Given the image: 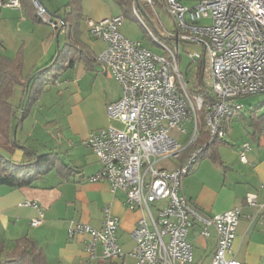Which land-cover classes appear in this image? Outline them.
Returning <instances> with one entry per match:
<instances>
[{
	"label": "built area",
	"instance_id": "built-area-1",
	"mask_svg": "<svg viewBox=\"0 0 264 264\" xmlns=\"http://www.w3.org/2000/svg\"><path fill=\"white\" fill-rule=\"evenodd\" d=\"M32 1L42 20L60 26L40 0ZM142 1L154 7L153 0H141V5ZM137 3L133 11L143 21ZM21 5V0H0V11L3 6ZM166 7L175 18L176 28L168 33L177 51L160 42L164 52L158 53L127 37L121 29L122 12L86 20L90 34L105 42L97 60L122 86L121 96L107 104V114L124 123V128L107 125L85 137L102 163V169L89 179H107L113 191L126 192L129 208L142 211L132 230L134 246L128 252L136 264L193 262L188 232L196 222L205 236L211 233L210 227L216 231L217 245L209 264H245L232 253L241 207L207 213L181 192V186L206 145L199 144L202 123L211 135L209 140L224 137L222 119L241 109L237 98L264 91V0H195L193 4L166 0ZM205 16L212 17L211 24L200 23ZM182 43L203 47L189 54L194 61L204 58L203 78L213 95L209 101L190 89L181 72ZM249 149L251 144L245 141L240 152L243 161ZM173 161L177 162L173 167L168 165ZM247 201L255 205L256 193L249 192ZM21 204L39 207L29 199ZM43 218L39 209L32 225ZM119 225V217L106 205L100 227L72 220L68 232L87 235L84 249L91 259L122 258L126 252L118 241Z\"/></svg>",
	"mask_w": 264,
	"mask_h": 264
},
{
	"label": "crops",
	"instance_id": "crops-1",
	"mask_svg": "<svg viewBox=\"0 0 264 264\" xmlns=\"http://www.w3.org/2000/svg\"><path fill=\"white\" fill-rule=\"evenodd\" d=\"M40 1L50 11L54 21L62 22L63 15L70 9L67 5L69 0ZM81 2L84 17L78 25L79 32L72 35L68 34L69 25L54 27L42 20L32 0H22L21 7L1 8L0 56L10 61H22L21 81L15 85L12 96L15 113L10 122V134L37 153L59 152L72 170L62 173L53 169L32 186L0 185V240L5 241L7 251H12L19 238L28 236L44 248L50 264H133L135 258L128 252L134 246L132 230L142 211L129 208L125 203L126 192L123 189L113 191L107 179H89L102 169V163L84 142L90 131L113 125L106 106L121 96L120 82L98 61L87 63L85 59L78 58L73 64L58 69L57 76L48 79L41 88L37 87L40 91L34 101L26 106L23 101L30 90L32 74L39 67L51 63L61 48L65 50L68 40L82 42L92 55L105 46L101 38L89 32L91 38L101 43V49L95 50V42L83 38L81 24L83 21L86 23L88 18L98 20L120 13L121 7L116 0ZM62 70L65 73L60 75ZM52 84L58 88L56 97ZM64 89L69 91L66 101L63 100ZM31 90L33 92V85ZM16 92L21 94L18 104L14 102ZM60 104H63V111L54 112ZM24 106L27 108L25 116ZM21 112L23 117H19ZM27 121L31 122L29 135L37 128L43 130L52 124L48 138L36 133L33 141L29 142L26 132L18 137L19 128L24 129ZM260 129L257 133L255 128L251 133L253 142L249 141L251 149L246 151L247 161L241 159L240 152L242 144L248 140H244L234 151H220L217 145L215 157L206 156L205 160L193 166L184 175L181 186V192L207 213L241 207L232 253L245 264H264V141ZM3 137L0 129V150L8 153ZM36 142L42 146H37ZM8 155L15 161L28 158L22 147H16ZM176 163L168 162V165L173 167ZM249 192L256 193L255 205L247 201ZM26 199L37 201L39 207L22 205L21 202ZM106 205L120 219L118 241L126 254L122 258L91 259L84 249L87 235L75 233L70 236L68 226L72 220H82L100 227ZM39 209L43 210L44 218L41 223L32 225L31 219L39 215ZM210 231L209 235H203L201 224L196 222L188 232V239L194 246V261H177L176 264H209L217 245L216 231L213 227Z\"/></svg>",
	"mask_w": 264,
	"mask_h": 264
},
{
	"label": "trees",
	"instance_id": "trees-1",
	"mask_svg": "<svg viewBox=\"0 0 264 264\" xmlns=\"http://www.w3.org/2000/svg\"><path fill=\"white\" fill-rule=\"evenodd\" d=\"M116 2L121 7L122 13L125 17L127 14H134V16L139 19L138 15L133 11L131 0H116ZM67 5L70 6V9L63 15L59 27H66L69 25L70 29L68 34H77L79 32L78 25L80 20L84 17L82 2L81 0H69ZM140 9V16L143 21L141 19H139V21L153 42L160 44V42H162L160 37L173 39L171 34H163L159 32L156 27H154L155 30H153L149 23L151 22L152 24L150 14L144 6H140ZM143 16H146L149 22L144 19ZM148 29L152 31L154 36H152ZM96 55H92L82 42L75 39L68 40L65 50H62L61 48L60 53L51 63L39 67L32 74L31 82L29 84L30 90L24 96L23 100L25 101V106L37 98L36 94L40 91L37 87L40 86L41 88L48 79L57 76L58 73L56 71H58V69L60 70L67 65L73 64L75 59L78 58L85 59L87 63L94 60L98 61ZM195 61H199L196 88L191 90L193 92L202 93L205 96L206 101H209L213 98V95L211 93V88L203 79L204 58L201 57ZM21 77L22 61L18 59L10 61L0 56V129L4 136L3 143L8 150V153L12 152L16 147H22L25 155L28 157L23 161H15L10 155H8V153L0 150V185H9L11 187L32 186L37 180L43 178L53 169H58V171L62 173H67L72 170L70 164L63 161L59 152L50 150L45 153H37L29 146L22 144L11 136L10 122L15 113L12 105V96L14 94V87L21 81ZM32 85L33 92L31 90ZM25 106L23 116L27 113V108H25ZM240 110L241 109H238L229 115H234ZM249 117L253 119L255 117L254 113H251ZM262 117L264 118V113L259 116V118ZM226 118L227 116H224L222 119V125L225 130L227 128L225 123ZM210 137V133L205 129V123H202L199 144L206 145L199 156L215 157L218 142L220 140L224 141L223 137L214 136L213 139L209 140ZM0 264H50V261L48 260L44 248L39 246L37 241L28 236H23L17 240V244L12 251H7L5 241L0 240Z\"/></svg>",
	"mask_w": 264,
	"mask_h": 264
},
{
	"label": "rangeland",
	"instance_id": "rangeland-1",
	"mask_svg": "<svg viewBox=\"0 0 264 264\" xmlns=\"http://www.w3.org/2000/svg\"><path fill=\"white\" fill-rule=\"evenodd\" d=\"M137 1L141 5L140 3L141 0H131L132 5L134 2L137 3ZM153 1H154V7L151 5H147L146 3H143L142 1L141 6H144V8L150 14V19L152 21V24L151 22H149V20H147L146 16H143L144 19H146L150 23L153 30H155L154 27H156L159 30V32L163 34H167L168 32L175 30L176 28L175 18L166 7V0H153ZM183 1L188 4L195 3V0H183ZM200 23L211 24L212 17L211 16L202 17L200 20ZM81 29L83 30V35H82L83 38L86 40L90 39L91 43L95 42L93 47L95 50L98 49L99 51L101 49V46H100L101 43L97 39L91 38L89 36L88 34L89 30L87 29V23H85V21L82 22ZM121 29H122V32L127 37L134 39V40L142 41V43L145 46L152 49L153 51L158 52V53L164 52L163 47L159 43L153 42V40L148 36L145 28L142 26L139 19L136 16H134V14L126 15ZM160 39L162 41L161 43H164L170 46L175 51H177V47L176 45H174L173 39H167V38H162V37H160ZM202 49L203 47L201 43H182L180 46V54H181L180 69H181V72L184 74V77L186 78V80H188L190 89L196 88V79H197L196 77H197V71H198L197 68L199 65V61H192L189 52L193 50L202 51ZM64 73L65 71L62 70V73L60 75H63ZM56 87L57 86H53V89H52L53 95H55V97L56 95H58V88ZM64 91H65V95H64L65 97L63 98V100L66 101L67 96L69 95V91H66V89H64ZM20 97H21V94L19 92H16L14 95V102L16 104L20 102ZM237 99H238L237 101L242 104V107H241V110L235 113L234 115H227V118L225 120L227 128H226L225 136L223 137L224 141L220 140L218 142V147H220V151H224V152L234 151L239 148V145H241V143L244 140L253 142L251 133L253 132L255 128L257 129V133H258L259 127L261 128L263 120H264L263 117L259 118V116L264 113V91L250 93L245 96H240ZM62 105L61 104L57 105L53 111L62 112L63 111ZM251 113H254L255 115L253 119L249 117ZM20 116H22V112L19 115V117ZM49 123L50 122H46L45 124H49ZM110 123L117 127L124 128V123H122L118 119L111 118ZM30 125H31V122L27 121L25 123L24 129L20 127L19 132H18V137H22V135H24V132H26L27 134L25 137L30 138L29 142L33 141V138H35V136L37 135L36 133L40 134L42 138L43 137L48 138L49 136L48 130H50V128L52 129L53 127V125L51 124V127L50 126L49 128L45 127L43 130L40 128H37L36 132H32V134L29 135V133L31 132ZM172 134H174L175 136L179 135L176 129L172 130ZM225 141H228L229 144H227V142ZM39 144L41 145L40 142H36L37 146H40ZM204 158H205L204 156H199L194 166L198 164L199 161L205 160ZM207 160L208 158L206 159V161ZM133 264H136V260H134Z\"/></svg>",
	"mask_w": 264,
	"mask_h": 264
}]
</instances>
